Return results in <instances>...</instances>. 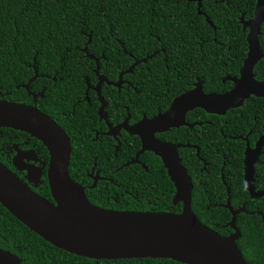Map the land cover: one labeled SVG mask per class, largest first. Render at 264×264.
<instances>
[{"label": "trees", "instance_id": "trees-1", "mask_svg": "<svg viewBox=\"0 0 264 264\" xmlns=\"http://www.w3.org/2000/svg\"><path fill=\"white\" fill-rule=\"evenodd\" d=\"M255 7L256 0H205L199 14L198 4L186 0H0V100L35 105L67 132L72 148L69 174L74 181L92 185L87 173L95 162L101 176L113 180L99 181L87 192L94 205L142 212L155 207L156 212L180 213L183 204H174L175 186L154 153L140 157L148 171L140 165L116 170L140 150L138 137H127L115 154L116 142L107 141V149L101 142L89 147L87 135L78 134L86 124H99L96 93L89 91L86 99L88 84L98 80L97 65L83 50L91 36L88 53L100 59V73L113 82L136 61L147 59L123 76L121 91L108 85L102 89L110 120L118 124L129 114L134 122L165 111L198 80L206 93L228 92L233 83L224 80L239 75L248 54L241 16L250 21ZM259 40L264 53V23ZM35 70L39 77L30 89L35 94L43 92L36 104L23 87ZM254 74L256 80L264 81V59ZM187 119L201 125L159 136L200 148V157L194 149L180 150L193 181L194 214L221 236H229L232 214L224 205L230 198L234 209L245 206L247 213L237 216L241 232L237 244L249 264H264V197L253 199L244 188L245 137L253 146L264 134V98L252 96L224 116L196 109ZM22 133L48 154L39 140ZM253 183L257 190H264V147ZM44 187L39 194L51 199L49 188ZM3 239L21 247L25 264H182L77 256L45 241L0 204V245Z\"/></svg>", "mask_w": 264, "mask_h": 264}, {"label": "water", "instance_id": "water-1", "mask_svg": "<svg viewBox=\"0 0 264 264\" xmlns=\"http://www.w3.org/2000/svg\"><path fill=\"white\" fill-rule=\"evenodd\" d=\"M198 4V13L205 0H187ZM254 17L246 21L241 17L244 30H248V54L239 76L227 77L233 82L230 91L206 93L199 80L194 89L177 96L165 112L147 118L130 126L129 117L120 128L140 138L142 148L129 164H139L140 156L153 152L159 156L176 188L174 204L182 202V212H142L105 209L94 205L88 199L84 187L75 182L69 174L71 141L66 131L35 105L0 100V128H10L29 134L39 140L50 155L48 181L53 202L34 192L0 161V204L18 221L28 227L54 247L71 254L94 260L163 259L182 264H249L242 255L237 241L241 232L236 225L237 216L247 213L245 206L234 209L228 198L225 208L232 214L227 227L233 230L229 236L204 225L192 210L193 182L181 163L179 149L182 146L157 139V133L181 126L193 127L186 122L187 114L202 109L209 114L223 116L229 110L242 107L252 96L264 98V81L255 78L254 69L264 59L259 36L264 23V0H256ZM207 21L209 22L208 18ZM88 43L83 50L87 57L96 62L98 83L93 89L101 103L99 114L107 118L106 101L101 91L104 84L121 89L126 73L142 62L136 61L122 72L117 82H110L100 74V59L88 53ZM23 87L36 104L43 92L34 94L31 83ZM116 136V135H114ZM245 140H248L245 138ZM264 147V134L254 148L247 142L245 150L244 188L251 198L264 197V190L254 185L255 165L259 162ZM199 156V152H198ZM128 164V165H129ZM38 179V177H37ZM36 179V180H37ZM228 194L230 190L228 189ZM6 257L0 252V257Z\"/></svg>", "mask_w": 264, "mask_h": 264}, {"label": "flooded vegetation", "instance_id": "flooded-vegetation-1", "mask_svg": "<svg viewBox=\"0 0 264 264\" xmlns=\"http://www.w3.org/2000/svg\"><path fill=\"white\" fill-rule=\"evenodd\" d=\"M188 3H190V2H188ZM242 16H244V15H242ZM246 21H249V20H246ZM240 22H241V20H240ZM243 30H244V27H243ZM246 31H247V34H248V30H246ZM97 78H98V76H97ZM52 79L55 80V78H52ZM110 82H113V81H110ZM97 83H98V80H97ZM97 83L95 85H90V87H95L97 85ZM124 84H125V82L123 83L122 87L124 86ZM104 85H107V84H104ZM104 85H103V87H104ZM88 87H89V84L87 86V91H86L87 98L86 99L88 100L89 91L95 92L96 95H97V98H98L97 92L94 91L93 89L88 90ZM103 87H102V89H103ZM122 87H121V89H122ZM194 87H195V85H194ZM121 89L120 90L118 89V90L121 91ZM101 95H102V91H101ZM102 98H103V96H102ZM98 101H99V99H98ZM99 103H100V101H99ZM106 104H107V106L105 108V112L107 114V118H101V116L99 114V111H100V108H101V103H100V106L98 108L99 124L97 126H93V127H89V125L86 124L82 129L78 130V134H81V131H82L83 133H85L87 135L86 139H88V141H89V145H88L89 147L91 146V143H99V142H101V143H103L102 148L103 149H107V146H106L107 144L106 143H109L107 141L110 140V141L113 142V144H115L114 142H116V144H115V154H117L118 151L120 150L121 146H122V141L127 142L128 141L127 137L136 136V135H131L125 128L118 129V127L121 126V124H123L124 121L128 117H129V125L132 126V125L138 123L144 117H147V116L143 115V117L140 120L131 122V119H130L131 116L128 114V116L122 122H120L118 124H115L114 122H112L110 120V117H109V115L107 113V108H108V102L107 101H106ZM231 110H233V109H231ZM127 111H128V109H127ZM165 111H159V112H165ZM159 112L157 114H155L154 116L158 115ZM154 116H152V117H154ZM152 117H147V118H152ZM186 122L188 124H190V125H193V127L181 126L179 128H170L168 131H165L163 133H157L156 137H157V139H159V140H161L163 142L176 144V145H182V146H191L190 148H187V147L180 148L179 149V156H180V150L181 149H194V150H196L197 157H200V148L198 146H196L194 144H191V143L169 142L167 140H164L161 136H159V135H163V134L168 133V132L173 131V130H179L181 128L193 129L196 125H201V123L200 124L191 123L190 121H188L187 117H186ZM251 133H252V131H250L248 135H250ZM114 135H116V136H114ZM136 137H138V136H136ZM105 138H111V139H105ZM245 138L248 139V136L245 137ZM139 140H140V138H139ZM246 142H249V141L246 140ZM140 143H141V140H140ZM256 143L257 142H255V144L253 146H251V147L254 148ZM246 146H247V144H246ZM141 148H142V144H141ZM141 148H140V150H141ZM198 152H199V156H198ZM151 153H153V152H151ZM135 157H136V155H135ZM135 157L132 160H129V161H126V162L122 163L116 170L118 171V170H121L124 167H129L131 165H140L142 168H144L145 171H148L147 166L144 163H142L141 160H140L139 164H129L130 162H132L135 159ZM0 161L9 170H11L18 178H20L24 183H26L37 194H39L40 192H44L45 191V187L44 186H46V185H47V188H49V190H50L49 181H48V169H49V162H50L49 152H48V154H45L43 152V150L40 147H38L37 144L34 141H32V139L30 137L25 136L21 131H16V130L13 131V129L10 130V128H0ZM161 161H162V159H161ZM162 163H163V161H162ZM181 163H182V160H181ZM163 167H164V164H163ZM167 174H168V172H167ZM188 175H189V173H188ZM37 177H38V179H37ZM87 177H88L89 180H91L93 182L92 185H89L88 184L89 181H86V180H82V182L75 181V182L81 184L84 187L86 195H87V192L89 190L94 189L97 186L99 181H103V180H108L109 182L113 181L112 179H109L107 177L101 176V171L97 168L96 162H95L94 166L92 167V169L87 173ZM222 179H223L224 184H226L223 177H222ZM50 195H51V190H50ZM42 197H44V196H42ZM44 198H46V197H44ZM46 199H48V200L53 202L52 195H51V199H49V198H46ZM121 211H127V210H121ZM151 211L152 212H156L155 207H152ZM147 212H150V211H147ZM163 212H165V211H163ZM2 244L3 245H0V252H3V255H6V257L5 256L4 257H2V256L0 257V264H25L26 263V261H27L26 257H25L24 252H23V250L21 249L20 246H17L16 243L12 244L9 241H7L6 239H3ZM146 259H150V258H146Z\"/></svg>", "mask_w": 264, "mask_h": 264}]
</instances>
